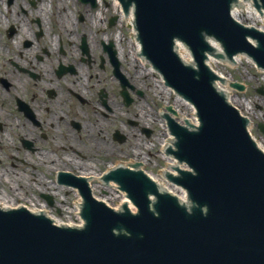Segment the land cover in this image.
<instances>
[{"label":"water","instance_id":"water-1","mask_svg":"<svg viewBox=\"0 0 264 264\" xmlns=\"http://www.w3.org/2000/svg\"><path fill=\"white\" fill-rule=\"evenodd\" d=\"M132 1L146 51L167 83L195 104L201 120L198 131L169 120L178 137L174 153L195 171L173 180L198 206L187 212L145 178L130 191L138 214L89 202L83 230L54 226L22 208L0 209V264H264V155L245 120L213 89L216 76L203 63L209 47L202 31L218 38L227 55L246 52L262 67L264 33L234 22L231 0ZM175 36L191 47L198 71L173 52ZM147 191L158 197L157 214L149 209Z\"/></svg>","mask_w":264,"mask_h":264},{"label":"flooded vegetation","instance_id":"flooded-vegetation-1","mask_svg":"<svg viewBox=\"0 0 264 264\" xmlns=\"http://www.w3.org/2000/svg\"><path fill=\"white\" fill-rule=\"evenodd\" d=\"M132 35L112 0H0V188L114 192L120 166L160 168L165 105Z\"/></svg>","mask_w":264,"mask_h":264},{"label":"rangeland","instance_id":"rangeland-1","mask_svg":"<svg viewBox=\"0 0 264 264\" xmlns=\"http://www.w3.org/2000/svg\"><path fill=\"white\" fill-rule=\"evenodd\" d=\"M216 69L219 70L220 72H223L224 75L230 76L235 80L242 81L246 83L247 85V90L244 93V97L246 98H251L252 101H256L259 106H262V109H264V97L261 95H257L255 92L256 87L263 85L264 86V77L258 73L254 67L242 60L241 64L239 66L235 67H230L227 64H217ZM171 103V101H169ZM175 103V102H174ZM178 109H179V117H189L190 113L187 109H185L183 106L181 107L180 105L176 104ZM258 112V110H253L252 116H254ZM1 193V191H0ZM16 193V196L14 194ZM13 193L12 191H7V192H2L3 195L8 196L13 198V200L16 199L17 197V192ZM26 195L31 194L33 195L32 192H24ZM70 195L68 198L71 199ZM8 203H12L11 200H8Z\"/></svg>","mask_w":264,"mask_h":264},{"label":"bare ground","instance_id":"bare-ground-1","mask_svg":"<svg viewBox=\"0 0 264 264\" xmlns=\"http://www.w3.org/2000/svg\"><path fill=\"white\" fill-rule=\"evenodd\" d=\"M42 6H46V4H45V2L43 1L42 2V4H41ZM238 18V20H240V18L239 17H237ZM182 49H183V47L182 46H178L177 47V52H178V54L180 55V56H182L184 59H186V60H189L190 59V57L188 56V53H185V54H182L183 53V51H182ZM185 51H186V49H184ZM218 75L219 76H222V77H225L223 74H221V73H218ZM226 78V77H225ZM227 79V78H226ZM229 79V78H228ZM227 82V81H226ZM167 93H168V90L166 91ZM173 188L171 187V189H169V190H171L173 193L175 192V190L173 189ZM108 193H111V192H108ZM178 193V192H177ZM120 196H121V198H122V201H121V203H123V201L124 202H128V205H129V207H130V209L131 208H133L131 205H130V203H129V201H128V199L127 198H125V196L123 195V194H120ZM8 199H10V197H8V196H5V195H1L0 194V200H3L4 202H7L8 201ZM120 203V204H121ZM65 211V210H64Z\"/></svg>","mask_w":264,"mask_h":264}]
</instances>
